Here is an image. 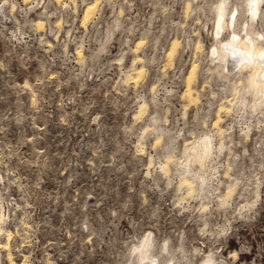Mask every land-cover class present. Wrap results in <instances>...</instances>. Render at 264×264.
<instances>
[{
    "label": "clouds",
    "instance_id": "clouds-1",
    "mask_svg": "<svg viewBox=\"0 0 264 264\" xmlns=\"http://www.w3.org/2000/svg\"><path fill=\"white\" fill-rule=\"evenodd\" d=\"M0 264H264V0H0Z\"/></svg>",
    "mask_w": 264,
    "mask_h": 264
},
{
    "label": "rangeland",
    "instance_id": "rangeland-1",
    "mask_svg": "<svg viewBox=\"0 0 264 264\" xmlns=\"http://www.w3.org/2000/svg\"><path fill=\"white\" fill-rule=\"evenodd\" d=\"M85 15H87V13H85ZM81 23L83 24L84 23V20H83V18L81 19ZM78 55H80L81 53H77Z\"/></svg>",
    "mask_w": 264,
    "mask_h": 264
}]
</instances>
